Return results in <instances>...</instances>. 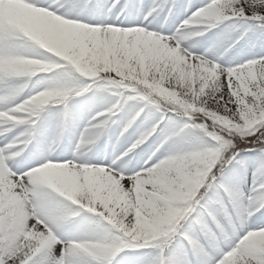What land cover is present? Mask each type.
Masks as SVG:
<instances>
[{"label": "snow or ice", "instance_id": "1", "mask_svg": "<svg viewBox=\"0 0 264 264\" xmlns=\"http://www.w3.org/2000/svg\"><path fill=\"white\" fill-rule=\"evenodd\" d=\"M0 264H264V0H0Z\"/></svg>", "mask_w": 264, "mask_h": 264}]
</instances>
